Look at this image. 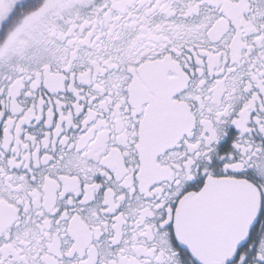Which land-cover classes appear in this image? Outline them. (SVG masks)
Wrapping results in <instances>:
<instances>
[{
  "label": "snow or ice",
  "instance_id": "obj_1",
  "mask_svg": "<svg viewBox=\"0 0 264 264\" xmlns=\"http://www.w3.org/2000/svg\"><path fill=\"white\" fill-rule=\"evenodd\" d=\"M0 264H264V0H0Z\"/></svg>",
  "mask_w": 264,
  "mask_h": 264
}]
</instances>
